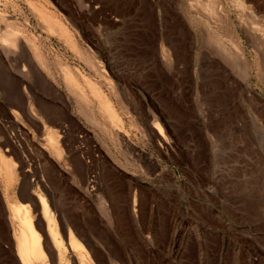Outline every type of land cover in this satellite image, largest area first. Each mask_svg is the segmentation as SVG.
Here are the masks:
<instances>
[{
	"label": "rangeland",
	"instance_id": "rangeland-1",
	"mask_svg": "<svg viewBox=\"0 0 264 264\" xmlns=\"http://www.w3.org/2000/svg\"><path fill=\"white\" fill-rule=\"evenodd\" d=\"M1 13L39 54L0 52V157L16 169L0 171V264H23L17 201L42 235L36 264H264V0H0L3 27Z\"/></svg>",
	"mask_w": 264,
	"mask_h": 264
},
{
	"label": "bare ground",
	"instance_id": "bare-ground-1",
	"mask_svg": "<svg viewBox=\"0 0 264 264\" xmlns=\"http://www.w3.org/2000/svg\"><path fill=\"white\" fill-rule=\"evenodd\" d=\"M203 4L209 8V10H214L213 9V3L210 1H205ZM216 12V11H215ZM198 16V15H197ZM1 17L5 20L6 25L0 27V52L4 54L7 58H11L12 55L16 52V50H21L23 53V56H28V51L30 50L31 55L38 57V45L37 42L33 39H31L29 36H27L23 32V28H21L19 25H17L13 20L11 21L5 14L1 13ZM200 17V16H199ZM201 18V17H200ZM215 32L217 31L221 32L224 36H229L228 30H227V21L223 16L219 18V20L216 21ZM26 47L29 49L26 51ZM226 48L230 50V53L234 52L232 48L233 45L229 42L226 43ZM17 53V52H16ZM21 53V54H22ZM236 54V53H234ZM237 55V54H236ZM234 56V55H232ZM237 57V56H235ZM234 59V58H233ZM242 59V58H241ZM240 59V60H241ZM236 60V58H235ZM236 61H239L238 59ZM242 62V61H241ZM244 63V62H243ZM245 64V63H244ZM242 65V64H240ZM245 66V65H243ZM247 66V65H246ZM245 66V68H246ZM247 69V68H246ZM241 70L246 73L244 68H241ZM245 70V71H244ZM240 71V70H239ZM240 71V72H242ZM258 77L261 79L263 75V70L261 67H259V72H258ZM264 80V79H263ZM91 84V83H90ZM94 92H97V90H93ZM99 91V90H98ZM99 93V92H98ZM101 94V93H100ZM100 98V97H99ZM103 98V97H102ZM100 99V101L102 100ZM105 103H100L101 104V109H103V113H105L106 117L109 118L112 123L117 125V121L115 120V114L111 108V104L106 103V99L104 98ZM30 111L32 114L36 117L37 114L35 111L30 107ZM78 111L84 115L88 120L93 121L96 123L94 114L90 108L86 106L85 103H80L78 106ZM108 119V120H109ZM109 120V121H110ZM98 124V122H97ZM160 133L163 132L162 128H158ZM47 140L50 142V144L56 149L57 152H59V146H58V139L54 131H48L47 134ZM1 166H0V171L1 167L6 171L7 174V182L11 183L13 179L15 178V164L11 160V158H7L6 156H1ZM24 174V173H23ZM35 194V193H34ZM38 195V194H37ZM25 196H23L24 198ZM27 200H31V197L27 196L25 197ZM38 199L41 204V211L39 214V220H38V225L42 227L41 223L42 220L44 219L47 223V229L49 235L45 236V246L51 250L55 248L57 250L58 256L60 259H63L64 256V250L61 248L62 244V238L59 235V230L57 227V224L55 222V217L49 207V204L47 202L46 197L43 194L38 195ZM17 201V200H16ZM18 202V203H17ZM15 202L14 204L11 205L12 209V216L10 220L12 221L13 227H14V232L15 236L17 238V249H18V255L23 262V264H36L38 261H44L46 253L43 249L42 243V235L40 234L39 231L34 226V217L35 215L32 213L30 204H22L19 203V201ZM34 206L37 209V204L34 202ZM50 236L53 241L54 247H52V241L50 242L48 237ZM70 241L71 245L76 247V239L73 235V232L70 230ZM62 244V245H61ZM79 244V243H78ZM53 252V251H52ZM81 256V261L82 264H87L85 261V255L83 252H80Z\"/></svg>",
	"mask_w": 264,
	"mask_h": 264
}]
</instances>
